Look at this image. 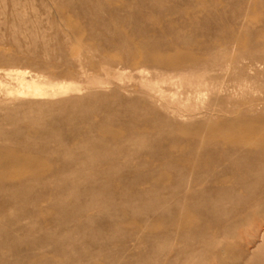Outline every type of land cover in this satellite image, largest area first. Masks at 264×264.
<instances>
[{
  "label": "rangeland",
  "instance_id": "rangeland-1",
  "mask_svg": "<svg viewBox=\"0 0 264 264\" xmlns=\"http://www.w3.org/2000/svg\"><path fill=\"white\" fill-rule=\"evenodd\" d=\"M0 264H264V0H0Z\"/></svg>",
  "mask_w": 264,
  "mask_h": 264
},
{
  "label": "bare ground",
  "instance_id": "bare-ground-1",
  "mask_svg": "<svg viewBox=\"0 0 264 264\" xmlns=\"http://www.w3.org/2000/svg\"><path fill=\"white\" fill-rule=\"evenodd\" d=\"M251 173H252L251 171H250V172H245V171H244V172L241 173V174H242V177H243V178H248L249 176H251Z\"/></svg>",
  "mask_w": 264,
  "mask_h": 264
}]
</instances>
